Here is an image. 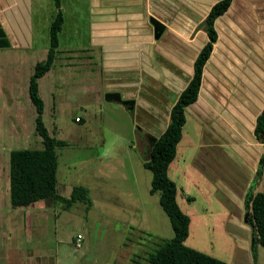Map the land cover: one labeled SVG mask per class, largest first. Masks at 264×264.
Here are the masks:
<instances>
[{
  "label": "rangeland",
  "instance_id": "1",
  "mask_svg": "<svg viewBox=\"0 0 264 264\" xmlns=\"http://www.w3.org/2000/svg\"><path fill=\"white\" fill-rule=\"evenodd\" d=\"M53 1L33 0L30 43L0 47V247L9 253L15 250L22 257H58V264H143L147 253L173 232L158 203V193L149 192L150 171L142 166L146 154L139 151L143 138L141 133L137 135L142 128L130 117L131 112L130 116L124 114L114 102H107L113 109L104 104L101 110L97 103L89 102L90 117L83 123L73 120L81 113L79 102L108 101L94 90L97 78L88 83L81 74V59L71 65L75 68L70 77H52L50 70L37 82L44 102V126L51 136L64 141L63 146L56 147L57 193L69 198L73 187L80 186L87 191V201L77 199L70 206L50 201L47 204L53 203L51 208L44 206L41 212L33 213L38 221L34 223L31 217L33 224L29 226H25V208L9 204V151L41 148L27 86L34 63L46 55ZM82 1L68 0L64 31L77 23L79 35L74 37L68 30V42L61 41L66 47L85 43L86 9ZM75 52L78 58L81 54ZM54 67L55 60L51 69ZM91 86L93 93L98 92L97 99L95 93L84 94ZM8 93L15 99L9 100ZM181 134L168 176L175 182L179 208L189 217L184 244L231 263L237 243L222 224L229 209L216 200L211 182L191 160L198 136L191 119H187ZM77 235L82 237L78 245ZM254 250L255 264H264V247L257 245Z\"/></svg>",
  "mask_w": 264,
  "mask_h": 264
},
{
  "label": "crops",
  "instance_id": "2",
  "mask_svg": "<svg viewBox=\"0 0 264 264\" xmlns=\"http://www.w3.org/2000/svg\"><path fill=\"white\" fill-rule=\"evenodd\" d=\"M215 1L83 0L85 43L68 47L63 45L68 42V30L78 36L79 26L73 23L64 31L68 0H58V7L53 1L54 14L57 9L62 13V24L48 70L51 76L70 77L75 68L71 65L81 59V74L86 81L91 83L94 76L97 78L95 88L91 86L84 94L92 95L94 88L100 91L94 92L95 96L93 93L96 99L98 94L117 92L121 100L131 101L126 105L120 101H81L77 105L81 113L73 120L83 123L90 117L86 106L89 102L97 103L99 110L107 102H114L124 114L130 116L131 112L130 117L146 133L158 136L167 124L170 104L191 77L193 60L207 40L205 30L194 29ZM32 16L33 0H0V27L10 46L32 41ZM150 17L163 25L157 38ZM213 26L216 40L202 68L197 98L185 107L181 132L188 118L195 123L197 151L191 160L211 182L216 200L229 209L222 224L237 243L231 264H255L251 229L243 220V198L248 191H264V163L260 164L264 145L253 134L255 117L264 104V0H231ZM75 51L81 54L78 58ZM8 97L15 99L11 93ZM43 112L44 102L41 117ZM140 140L139 151L144 152ZM57 188L56 180V192ZM40 201L35 207H24L25 226L33 224L31 217L34 223L38 221L32 216L35 211L53 204ZM16 253L1 246L0 264H58V257H22Z\"/></svg>",
  "mask_w": 264,
  "mask_h": 264
},
{
  "label": "trees",
  "instance_id": "3",
  "mask_svg": "<svg viewBox=\"0 0 264 264\" xmlns=\"http://www.w3.org/2000/svg\"><path fill=\"white\" fill-rule=\"evenodd\" d=\"M230 2L231 0L215 1L205 15L207 40L193 60L191 77L170 104L165 128L155 137L142 162L144 168L150 171L149 192L158 193V203L168 217L173 232L170 238L161 241L147 253L143 264H231L184 244L188 234L189 217L179 208L176 202L175 182L168 176L169 163L175 156L176 145L181 138V129L185 122V107L197 98L202 68L216 40L214 19L225 12ZM54 4L58 7V0H54ZM61 24L62 13L57 9L48 29L45 58L34 64L27 86L28 97L35 110L34 130L40 136L41 148L9 151L8 193L12 208L28 207L40 200L47 203L63 202L65 206H70L77 199L87 201V191L80 186L73 187L69 198L62 197L56 192L55 148L63 146L64 141L49 134L41 117L43 102L38 94L37 79L46 73L52 64ZM138 131L145 133L142 129ZM253 134L264 145V104L255 117ZM263 163L264 155L260 157V164ZM243 208L247 213L246 222L251 229L253 252L257 245L264 247V191L246 192Z\"/></svg>",
  "mask_w": 264,
  "mask_h": 264
},
{
  "label": "water",
  "instance_id": "4",
  "mask_svg": "<svg viewBox=\"0 0 264 264\" xmlns=\"http://www.w3.org/2000/svg\"><path fill=\"white\" fill-rule=\"evenodd\" d=\"M149 22L153 27L154 37L157 38L163 30V25L162 23H160L159 21L151 17L149 18ZM206 26H207V22L205 19H203L202 21H200L198 25H196L194 30H197V29L205 30ZM8 45L9 43L4 35L2 28L0 27V47H4ZM104 99L108 101H120L124 105L131 103L130 100H121L117 92L104 93ZM142 138H143V141L145 142L144 152L145 154H147L149 147L151 146L152 142L155 140V136L145 132L144 134H142ZM246 216H247V213L245 212L244 217H243L244 221H246ZM250 241L252 242V237L250 238Z\"/></svg>",
  "mask_w": 264,
  "mask_h": 264
},
{
  "label": "built area",
  "instance_id": "5",
  "mask_svg": "<svg viewBox=\"0 0 264 264\" xmlns=\"http://www.w3.org/2000/svg\"><path fill=\"white\" fill-rule=\"evenodd\" d=\"M75 120H78V118H75ZM80 239H81V237H80L79 235H77V236L75 237V243H76V245L79 244V242L81 241ZM77 242H78V243H77Z\"/></svg>",
  "mask_w": 264,
  "mask_h": 264
}]
</instances>
